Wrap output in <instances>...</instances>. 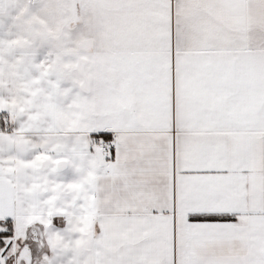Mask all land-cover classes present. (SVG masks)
Here are the masks:
<instances>
[{"label": "snow or ice", "instance_id": "1", "mask_svg": "<svg viewBox=\"0 0 264 264\" xmlns=\"http://www.w3.org/2000/svg\"><path fill=\"white\" fill-rule=\"evenodd\" d=\"M0 264H264V0H0Z\"/></svg>", "mask_w": 264, "mask_h": 264}]
</instances>
